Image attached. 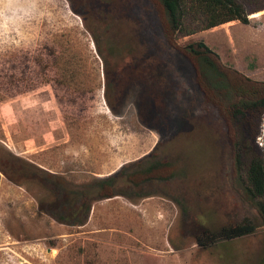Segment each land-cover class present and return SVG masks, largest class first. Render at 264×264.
Masks as SVG:
<instances>
[{"label": "rangeland", "instance_id": "1", "mask_svg": "<svg viewBox=\"0 0 264 264\" xmlns=\"http://www.w3.org/2000/svg\"><path fill=\"white\" fill-rule=\"evenodd\" d=\"M239 1L249 24L230 22L181 37L178 43L204 41L226 66L264 81V0ZM102 3L88 0L79 7L94 17ZM127 7L135 11L147 37L145 50H156L153 57L161 69L144 72L149 75L146 82L160 89L135 85L119 117L102 103L82 113L60 106L49 88L6 100L0 103L3 142L15 155L64 174L74 184L107 177L158 144L157 153L171 164L182 160L184 175L146 186L144 191L165 195L146 208L126 197L96 202L88 223L76 227L60 224L40 209L49 193L39 183L18 185L0 172V264H261L264 229L232 241L198 245V236L241 223L253 212L233 185V154L223 143L218 112L204 102L190 67L153 25L149 2L127 0ZM45 28L66 29L70 47L83 56L84 67L85 60L95 56L92 37L69 0H0V54L14 47L17 35L32 42ZM152 90L158 91L157 100H150V107L155 106L147 113L144 101ZM218 139L221 146L209 147V141ZM256 144L261 150L262 137ZM240 149L246 164L249 153Z\"/></svg>", "mask_w": 264, "mask_h": 264}, {"label": "trees", "instance_id": "2", "mask_svg": "<svg viewBox=\"0 0 264 264\" xmlns=\"http://www.w3.org/2000/svg\"><path fill=\"white\" fill-rule=\"evenodd\" d=\"M69 1L92 37L95 56L88 57L84 67L83 56L70 47L66 29L45 28L32 42L16 34L14 47L0 54V103L49 88L60 106L76 107L82 113L89 105L102 103L119 117L135 85L160 89L155 83L150 86L146 82L149 75L144 70H159L161 63L153 57L155 49L145 50L147 37L135 11L127 7V0H102V10L94 17L82 13L79 7L88 0ZM147 1L154 11L153 25L175 55L190 67L204 102L218 112L225 130L223 143H228L233 154V185L253 212L252 218L241 223H227L198 236V245L207 247L254 235L264 229V81L226 66L219 53L204 41H191L185 46L178 43L181 37L230 22L249 24L246 7L239 0ZM157 92L152 90L144 101L143 110L147 113L155 106L150 107L149 102L157 100ZM239 128L245 144H241ZM215 136L219 137L216 133ZM259 137L261 150L256 144ZM4 138L0 122V172L18 185L39 183L49 193V199L40 202V209L69 226H85L96 202L116 197L138 202L152 194L144 191L146 186L169 183L185 172L182 160L171 164L157 153L158 144L145 158L125 164L107 177L74 184L64 174L15 155L5 146ZM221 141H209V147L221 146ZM241 147L249 153L246 164Z\"/></svg>", "mask_w": 264, "mask_h": 264}, {"label": "crops", "instance_id": "3", "mask_svg": "<svg viewBox=\"0 0 264 264\" xmlns=\"http://www.w3.org/2000/svg\"><path fill=\"white\" fill-rule=\"evenodd\" d=\"M148 154H144L143 156H141L139 159H142V158H145L146 156H147ZM138 160V159H137ZM136 161V160H135ZM124 164H126V163H124ZM119 169V168H118ZM116 170H114V171H112L111 173H113V172H115ZM52 172H54V171H52ZM110 173V174H111ZM153 187H155V186H153ZM164 188V187H163ZM146 192L147 193H149V191H147L146 190ZM150 197H146V198H144V199H141V200H139L138 202L139 203H136L137 205H141V206H145V208H146V205L150 202V201H152L153 199H157V198H164V196L165 195H160V194H158V193H152L151 195H149ZM117 198H119V197H116V198H114V199H109L108 201H116L115 199H117ZM133 203V202H132ZM134 204V203H133ZM90 218H91V216H90Z\"/></svg>", "mask_w": 264, "mask_h": 264}, {"label": "bare ground", "instance_id": "4", "mask_svg": "<svg viewBox=\"0 0 264 264\" xmlns=\"http://www.w3.org/2000/svg\"><path fill=\"white\" fill-rule=\"evenodd\" d=\"M253 16H255V15H253ZM253 16H251V17H253Z\"/></svg>", "mask_w": 264, "mask_h": 264}, {"label": "built area", "instance_id": "5", "mask_svg": "<svg viewBox=\"0 0 264 264\" xmlns=\"http://www.w3.org/2000/svg\"><path fill=\"white\" fill-rule=\"evenodd\" d=\"M261 145L263 146V143Z\"/></svg>", "mask_w": 264, "mask_h": 264}]
</instances>
